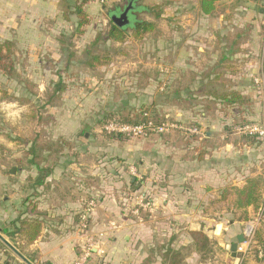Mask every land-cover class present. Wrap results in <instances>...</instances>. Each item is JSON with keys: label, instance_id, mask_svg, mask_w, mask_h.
Wrapping results in <instances>:
<instances>
[{"label": "crops", "instance_id": "1", "mask_svg": "<svg viewBox=\"0 0 264 264\" xmlns=\"http://www.w3.org/2000/svg\"><path fill=\"white\" fill-rule=\"evenodd\" d=\"M12 1L8 11L13 14L11 26L17 36L6 41H13L16 48L17 45L22 47L24 52L20 53L28 66L22 73L18 71L19 74L16 68L12 80L0 77L6 79L3 86L12 82L15 94L11 106L16 116L22 118V122L17 123L42 124L45 136L50 120L42 116L52 114L53 107L48 101L43 102L44 97L39 93L54 91L59 81L64 84V100L72 99L73 109L66 111L64 107V116L51 115L55 121L60 117V138L64 142V164L56 168L47 169L43 165L49 154L48 138L39 144L36 134L22 136L19 133L10 143L4 142L3 153L13 156L14 164L0 167L1 235L33 264L80 263L90 235L96 239L100 251L94 250L98 253L85 264H172L168 258L171 253L180 255V264H196L195 258L202 256L201 261L205 262L206 256L197 252L192 232H202L211 245L215 240L216 246L226 251L251 225L256 236L248 258L241 263L233 260L231 264H264V187L260 191L259 207L247 210L235 208L236 196L232 192L234 188H243L249 179H264V139L256 142V146L247 140L233 139L238 125L258 122L254 117H257L261 97L256 95L260 92L254 79L264 73V54L260 52L263 35L255 24L261 17L256 3L222 1L216 4L212 15H204L200 0L144 2L161 7L157 20L145 16L155 24L154 32L141 41L129 39L124 44H110L128 50L139 45L147 50L144 57L156 63L152 74L157 81L150 80L145 87L153 85L161 92L167 85L174 90L180 84L184 91L190 88L196 92L204 85V94L194 96L196 99L187 112L176 111L177 120L197 127L199 135L176 132L152 136L157 138L149 137L138 143L97 131L106 113V103L91 90V82L100 93L103 78L96 80L93 76L102 75L104 68L109 77L116 73L111 64L110 68L88 69L79 64L85 58L84 49L96 35L92 37L84 31V36H75L72 40L68 37L64 39L67 43L64 51L61 35L70 34L72 31L68 28L73 30L77 19L74 16L71 21L63 18L60 0ZM89 6L85 11L90 18ZM57 31L60 37L55 35ZM78 40L83 42L81 48L74 45ZM152 49L154 53L148 51ZM69 50L74 53L70 65ZM119 55L126 56L129 52ZM49 60L53 61L52 70L45 62ZM135 73L130 75L132 83L126 100L116 102L110 97L108 112H119L122 106H132L139 100L141 107L147 104L146 94L140 99L134 94L138 85ZM54 75L59 81L52 79ZM143 75L148 74L143 72ZM169 76L186 85L166 83ZM230 94L240 96V100L247 99L249 104L242 105L238 100L228 102ZM39 102L43 113L38 116L34 105ZM12 167L16 168V175L9 173ZM58 168L64 172V196L52 201L47 193L49 177ZM46 171L51 174L38 179L39 174ZM51 188L54 190V185ZM136 196L145 197L153 204V211L147 210L141 222L126 212ZM85 202H93L95 206L89 216L88 230L83 232L78 224ZM31 205L34 210L36 207L34 214L29 211ZM51 217H60L53 227L46 222ZM25 219L41 224L40 236L33 243L23 240L18 231L19 221ZM216 224L222 229L215 231ZM0 264L25 263L0 241Z\"/></svg>", "mask_w": 264, "mask_h": 264}, {"label": "rangeland", "instance_id": "2", "mask_svg": "<svg viewBox=\"0 0 264 264\" xmlns=\"http://www.w3.org/2000/svg\"><path fill=\"white\" fill-rule=\"evenodd\" d=\"M13 1L12 0H0V43L3 41H6L7 39H12V37L17 36L14 35L13 32V28L11 26V21H12V17L13 14L12 12L8 11V9H10V6L12 5ZM114 3L112 1H110L108 4L104 5L100 2H98V0H94L93 2L89 3V15H92L90 18V25L86 26L83 30L85 31V33L89 32V35L92 37H95V35L100 31L102 33L107 32L109 25H110V19L108 17V10L111 9L112 5ZM257 7H259V9H263L264 10V3L263 4H255ZM260 5V6H259ZM8 6V8L6 7ZM259 26L260 29V33H262V43H261V48H260V52L262 54H264V14H261V17L256 21V23ZM24 30H28L27 27H24ZM23 29V28H22ZM74 30V29H73ZM68 31H72L70 30V28H68ZM93 31H95L94 34ZM58 33V34H57ZM58 37H60V33L57 31L56 34ZM84 36V34H83ZM75 46H79L81 48V45H83V42L81 41H77V44H74ZM83 48V47H82ZM111 62L109 64H111L110 67H112V71H114V75H112V77L108 76V70H104V73H102V75H94L93 77L96 78V80H99L100 77L103 78V81L100 80L102 82V87L100 89V93L99 91L95 90V86L94 83L91 82V90L94 91V93H97V97L100 96V98L102 100H104V102L106 103L105 107H106V113L105 116L100 120L102 122L101 125H99L100 129L98 128L97 131H100V134H104L106 136H108L107 134H105L103 132V127L105 126V124L112 119H117L119 121H124L125 119H132L133 121H138L141 119L142 116H144L145 112H148V114L150 115V117H156L159 119L161 118H165L168 117L169 119L167 121L173 122V120H177L176 117V111H188V109L190 108V104L186 103V104H182L180 105L179 102H173V101H165V100H161L159 95L162 94V92H159L158 90H156L154 88V86H147L145 87V85H147L148 81L151 80V82L155 83L157 81V77L154 76L152 73H154V71L156 70V63L154 61H146L144 54L147 53V50L145 49H141L139 45H135L134 47H132V49L128 50L125 49L123 47H114L113 45H111ZM24 52V50L21 48H19V46L17 45L16 48V52H19V56H16V60H17V73L18 71L20 73H22V71L27 68L28 66V61L24 60L22 58V54L20 53ZM129 52V55L126 56H121L119 55V53L121 52ZM151 51L152 53H154V49L152 50H148ZM143 55V56H142ZM146 56V54H145ZM48 65L49 68H51V70L54 68L53 65V61L49 60V61H45ZM105 65V67H108V65ZM108 67V68H110ZM88 69V68H87ZM86 69V70H87ZM147 71V72H146ZM91 72L90 70L87 71V73ZM136 72L135 74L136 77L134 78V80H136V82L138 83V85L135 87L137 89V92H134V94L138 95V98H141L142 94H146L147 100H146V105L145 108L142 110L140 109L142 102L139 101H135V109L132 106H122V108L119 109V112H115V113H111L108 112L107 107L108 105H111L107 102L108 99H110V97H113V99L117 102H121L123 100H126L125 97L128 96V89L131 86V80L132 77L130 76L132 73ZM143 72L147 73L148 75H143ZM19 74V73H18ZM90 74V73H89ZM101 74V73H100ZM21 75V74H20ZM87 75V74H86ZM83 75L84 78H87V76L89 75ZM143 75V76H142ZM145 77H148V80L144 79ZM264 73L260 74L259 77L261 79H264ZM109 77V78H108ZM55 81L58 80V76L54 75L53 78ZM166 79V78H165ZM5 78L0 77V167L2 166V164H7L5 166L9 167L12 164H14V159L13 156L11 155H4V151L6 150L5 146L3 145L4 142L5 143H10L13 139V136H16L18 138L17 135H19V133L23 136V135H29V134H36L38 136L39 144H43V141L45 140V137L50 139L49 141H47L46 147L47 150H49V154L47 155L46 161L43 163L44 167H47V169L51 168V167H58L60 166V164H64V142L61 140V136H60V127L62 124H59V118L57 119V121L54 120V116L53 113L56 114H62L63 116L64 114V107H66V111H70L73 109V103L72 106L70 104L71 100H64V95H62L63 97L57 99L52 100L51 105L53 108L50 109L52 114H47V115H43L42 118L43 119H48L49 124L46 126L45 129V136H43V128H42V124L40 121L39 125L37 123V125L34 126L33 125H28V123H26L25 125H19L17 123V121H21L22 122V118H18V116H16L17 114H15V111L13 110L14 108L11 106L13 100H14V92L12 91V82L8 83V85L6 86L4 84V86L2 85V83H4L3 81H5ZM59 81V80H58ZM99 81V82H100ZM166 83L168 82L169 84H174L177 83L178 80L173 79V76H169V78L166 79L165 81ZM146 83V84H145ZM179 83H183V85H186V83L182 80L181 82L179 81ZM177 83V84H179ZM255 83V82H254ZM180 86V84H179ZM256 86V84H255ZM118 88V89H117ZM257 88V86H256ZM3 89V90H1ZM50 89H53L50 88ZM84 89V88H83ZM176 89V87H175ZM89 88H87V92H88ZM258 90V89H257ZM85 91V89H84ZM125 91V92H124ZM171 93H173L172 90H170ZM259 91V90H258ZM263 92V91H262ZM170 93V92H169ZM53 94V91L49 90L47 92L44 93H39V96L41 95V97L43 98V102H47L49 101V99L51 98ZM185 94V92L183 93V95ZM43 95V96H42ZM258 97H261L260 102H258V107L257 109V117H254V119H256L258 122L255 123H241L240 125H238L237 127H242L243 125H247V124H258L260 125L263 130H264V94L263 93H259L256 94ZM37 97V96H36ZM65 101V102H64ZM87 101H92L93 100H87ZM33 102V101H32ZM38 102V101H37ZM69 102V103H68ZM91 102V103H92ZM134 102V101H133ZM158 102L157 106L153 105V103ZM180 106H178V105ZM41 105L42 103H36V105H34V107H36L35 109V113L37 112V115L39 116L40 113H43L42 109H41ZM54 105H57L56 107H54ZM62 105V106H60ZM173 105H176L175 107H173ZM148 106V107H147ZM60 107H62L61 109H63L62 113L60 112ZM54 110V111H53ZM56 110V112H55ZM190 110V109H189ZM55 115V114H54ZM51 117L53 119H51ZM253 120V119H252ZM181 121V120H178ZM64 125V124H63ZM41 127V130H40ZM237 127H236V132H237ZM20 130V131H19ZM91 131V130H90ZM235 132V131H234ZM234 133L236 136L233 137V139L240 138V140H247V142H251L254 146L257 145L256 141L252 140L251 138L249 139V135H243V134H239ZM176 133V132H174ZM174 133H170V134H174ZM151 138V137H150ZM149 138V139H150ZM157 137L151 138V139H155ZM130 142H143L145 141V139H128L125 138ZM148 139V138H147ZM239 140V139H238ZM10 141V142H9ZM260 146V145H259ZM258 146V147H259ZM9 163V165H8ZM60 168L56 169L54 171V173H52L51 177H49L50 179V184H49V189L48 192L49 196L52 197V201L54 200V198H59L61 195L64 196V172H60L59 171ZM49 174H51L50 172L46 171V172H42L39 174V178L38 179H45ZM136 175V174H134ZM87 178V177H86ZM83 179V176H82ZM85 180V179H83ZM88 181V180H87ZM90 183V182H88ZM85 184V183H84ZM51 185H54V190H52ZM81 185L83 186V183H81ZM139 196H136V198ZM64 199V197H63ZM136 199H134V202L132 201L130 204H132L129 208L126 209V212L129 214L128 216L132 217V219H134L135 221L141 222L142 220H145L146 218V212L147 210L144 209H140L138 203L136 204ZM86 203V202H85ZM91 202H87L86 204H84L83 207V213H85V211L88 209L89 204ZM95 206V205H94ZM227 206L223 207L226 208ZM94 209V207L92 208ZM155 209V207H154ZM30 212H33L32 214H34V212H36V207L35 210L32 209V205L29 208ZM149 212L153 211V208L148 210ZM155 211V210H154ZM41 213V212H40ZM42 214V213H41ZM154 214V212L152 213ZM38 215V214H35ZM150 215V214H149ZM60 219V217H51L50 221L46 219V222L49 223L50 222V226H55L56 222H58ZM154 222V221H153ZM79 223V222H78ZM89 220H88V225H89ZM78 226H80L78 224ZM218 229H222L220 227V225L216 224L215 225V231H217ZM211 230V229H210ZM213 230V229H212ZM244 234V233H243ZM219 236V234H218ZM256 235L253 236L252 239V243L250 246V249L248 251L247 256L244 258L243 261H245L246 258H248L249 254H250V250L251 247L254 246L255 244V237ZM220 238V237H219ZM168 239V238H166ZM21 240V239H20ZM236 242V240L234 241ZM216 243L218 244L217 241L213 240L212 245H211V252H209L208 254H206V258H204L202 262L201 261V257L199 256L196 260V258L194 259L196 261V264H231V262H233V260L241 263V256L238 253V258L234 259L231 256V252H230V246H227V250L226 251H222L221 247H219L218 245L216 246ZM100 251V249L98 250V252ZM95 252V253H98ZM83 253V250H82ZM94 252L90 253L89 257H93L92 254H95Z\"/></svg>", "mask_w": 264, "mask_h": 264}, {"label": "trees", "instance_id": "3", "mask_svg": "<svg viewBox=\"0 0 264 264\" xmlns=\"http://www.w3.org/2000/svg\"><path fill=\"white\" fill-rule=\"evenodd\" d=\"M50 1V0H46ZM94 0H60L61 8L63 12V18L66 21H71V18L74 16L77 19V26L72 30L70 34L63 33L61 35V46L62 49L65 51V45H67L66 42H64V39L70 37L71 40L75 36H81L84 34V28L90 24V18L85 11V7L93 2ZM101 0H98L100 2ZM113 0H109L108 3ZM146 0H121L119 2H116L112 5L111 9L108 10V17L110 19V25L107 30V32L102 33L98 32L96 34L95 40L88 45L83 53H84V59L79 62L81 64L82 68H95L98 66H105L111 62V44L110 43H117V44H124L129 39H133L135 41H141L145 35L154 32L155 30V24L151 21H148L145 16H150L154 20L160 18L161 16V7L159 6H148L145 5L144 2ZM222 1L227 0H200V8L204 15H212L216 9V4ZM255 3L263 4L264 0H252ZM107 3V4H108ZM106 5V4H104ZM129 23L119 27L116 25L112 20L111 17L113 15L119 14L121 9L124 7H129ZM260 6V5H259ZM262 8V7H261ZM259 9L260 14H264L263 9ZM70 54V58L68 60L69 65L71 64V59L73 58L74 53L70 50L67 51ZM16 46L13 41H5L0 43V75L7 78L8 80H12L14 78L16 68H17V60H16ZM61 80V77H59ZM204 85L201 86L202 90L199 91H192L190 88H187V91H184L182 87L178 86V88L172 90L173 93H171V88L169 85L166 86V88L161 91L162 94L159 95L160 99L165 101H173V102H179V104H190L192 101H194L196 98L194 96L196 94H204ZM65 92L64 84L62 81H59L58 84L55 86V89L53 91V94L51 98L48 101V104H51L52 100L59 99L60 96H62ZM170 92V93H169ZM185 94L183 95V93ZM230 99H228L230 103L236 102L238 100L239 103L242 105H248L249 102L247 99H242L240 96H237L236 94H230ZM158 102L153 103V105L157 106ZM148 107V106H147ZM145 105L140 107V109H144ZM120 109V108H119ZM118 109V110H119ZM116 112V111H115ZM169 118H161L158 120L156 117H150L148 112H145L144 116L141 117L138 121H133L132 119H125L123 122L132 124V123H142L146 122L148 120H153L157 124H161L163 122H166ZM173 122H180L186 124L184 121H178L173 120ZM190 125V124H186ZM192 126V125H190ZM195 127V126H193ZM109 136V135H108ZM116 136L114 138H117L121 140L123 137L122 135H111ZM249 139L256 142H261L259 140L264 139V136L254 135V136H248ZM137 181L132 185L134 186ZM264 187V179L263 177L255 178V179H249L246 182V185L241 188H234L232 192L236 196L235 201V208L238 210H247L250 207L258 208L261 202V196L260 191ZM33 213V212H31ZM244 220H248L247 217L243 218ZM41 230V224L39 221L36 220H27L19 221V228L18 231L20 233V236L23 240H25L28 243H33L39 236ZM7 234L6 232H4ZM192 239L194 241V245L196 247V250L199 254L205 255L211 252V242L208 240V238L202 233V232H192L191 233ZM94 254H92L93 256ZM169 261L172 264H180L181 263V257L179 254H170L168 255Z\"/></svg>", "mask_w": 264, "mask_h": 264}, {"label": "built area", "instance_id": "4", "mask_svg": "<svg viewBox=\"0 0 264 264\" xmlns=\"http://www.w3.org/2000/svg\"><path fill=\"white\" fill-rule=\"evenodd\" d=\"M109 0H101L102 4H107ZM264 77V76H263ZM254 82L257 86L259 92L264 94V79L255 78ZM263 91V92H262ZM103 132L109 136L111 135H122L128 139H147L156 135H168L170 133L179 132L184 135H199L200 130L197 127H193L190 125H186L180 122H170L166 121L161 124L155 123L153 120H148L142 123H124L117 119L109 120L105 126L103 127ZM237 132L243 135H259L264 136L263 128L258 124H247L242 127H237ZM138 203L140 209L149 210L153 208V204L151 202L146 201L145 197L139 196L136 198V204ZM94 207V203L91 202L89 204L88 209L81 215L80 218V229L85 232L88 230V220L90 213L92 212V208ZM246 241L239 245L237 253L241 256V261L247 256L248 251L250 249L252 239L254 236L253 227L250 225L247 230L244 232ZM96 239L94 236H88L85 241V252L84 256L80 263L85 264L89 259L90 253L94 250H98L96 247Z\"/></svg>", "mask_w": 264, "mask_h": 264}, {"label": "water", "instance_id": "5", "mask_svg": "<svg viewBox=\"0 0 264 264\" xmlns=\"http://www.w3.org/2000/svg\"><path fill=\"white\" fill-rule=\"evenodd\" d=\"M129 7H124L121 9L119 14L113 15L111 17V20L118 25L119 27H122L129 23ZM16 168L12 167L9 171L11 175H16ZM0 241L10 250L12 251L23 263L25 264H33L30 260H28L16 247H14L10 242H8L0 233ZM246 241L245 234H241L237 237L236 242H234L230 247L231 256L234 259L238 258V247L240 244L244 243Z\"/></svg>", "mask_w": 264, "mask_h": 264}]
</instances>
